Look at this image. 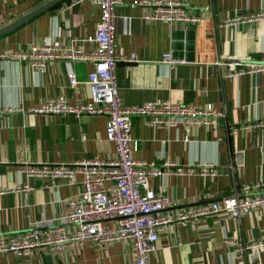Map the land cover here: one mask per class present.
Wrapping results in <instances>:
<instances>
[{
    "label": "crops",
    "instance_id": "obj_1",
    "mask_svg": "<svg viewBox=\"0 0 264 264\" xmlns=\"http://www.w3.org/2000/svg\"><path fill=\"white\" fill-rule=\"evenodd\" d=\"M49 0H0V28ZM137 0H120L113 20L114 51L134 59L118 61L114 79L121 106L148 100L202 106L222 110L214 127L193 126L188 141L182 128H154L133 116L132 157L159 166L176 161L195 173L153 176L149 182L177 206L242 196V186L264 182V128L234 132L231 127L264 119V69L232 79L222 76L226 62L264 63V19L222 26L235 14L264 11V0H189L185 12L201 14L199 23L166 24L145 21L150 7ZM98 8L89 0H61L22 24L0 35V51H22L29 44H61L88 50L83 41L92 35ZM169 53L172 62L162 61ZM90 61L64 58L45 62L35 70L23 60L0 58V234L27 229L31 222L61 213L64 201L81 189V176L71 182L61 178L26 177L23 164H70L80 159L107 160L113 145L104 139L103 114H42L30 111L47 98L63 95L72 104L88 97L86 74ZM75 73L78 84L67 85L65 74ZM210 164L216 176L198 173ZM26 184L30 189H16ZM264 191V186L253 192ZM227 240V241H226ZM264 240V205L237 218L215 214L186 224L173 223L158 232L150 264H264V244L253 251L248 242ZM236 254V255H235ZM133 253L126 240L98 244L85 241L74 250L53 254L33 249L16 257L0 253V264H130Z\"/></svg>",
    "mask_w": 264,
    "mask_h": 264
},
{
    "label": "built area",
    "instance_id": "obj_2",
    "mask_svg": "<svg viewBox=\"0 0 264 264\" xmlns=\"http://www.w3.org/2000/svg\"><path fill=\"white\" fill-rule=\"evenodd\" d=\"M98 8V20L92 35L83 41L92 44L88 50L75 49L61 44H29L22 51L2 49L0 58L23 60L35 70H42L45 62L64 58L69 61L92 62V69L86 74L88 97L84 102L68 103L63 95L47 98L31 112L42 114H83L106 116L104 139L113 145L114 156L107 160L80 159L70 164H23L20 171L26 177H50L65 179L68 184L75 176H81L82 189L64 201L63 209L48 220L31 222L22 231L0 234V253H11L16 257L28 254L33 249H45L53 254L80 248L85 241L98 244L109 240H126L132 249L130 264H150V255L155 250L158 232L173 223L186 224L199 218L215 214H225L237 218L241 214L258 210L264 205V191L253 192L264 186L257 180L242 186V196H227L210 202L177 206L162 192L154 190L149 182L153 176L188 175L194 170L183 168L176 161L165 159L157 166L152 162L136 160L132 152L136 142L131 138V118L142 117L145 125L154 128H175L183 130L182 141L189 139L193 126L214 127L222 110L206 103L202 106L182 104L169 100H148L140 104L123 107L117 94L114 68L118 61H132L134 53L116 54L114 51L113 20L117 16L120 0H89ZM136 4L150 7L142 14L145 21L166 24L202 21L203 16L185 12L189 0H137ZM264 19V11L251 14H235L225 18L222 26H234ZM162 61L170 63L169 53L162 54ZM222 76L227 79L264 69V63L238 60L226 62ZM67 85L74 88L79 82L73 71L65 74ZM12 111L0 107V113ZM263 127L264 119L251 123L233 125L232 131H249L253 127ZM198 173L216 176L218 171L210 164L204 165ZM16 189L29 190L23 184ZM3 190H0L2 192ZM227 241V240H226ZM264 240L251 241L243 249L262 246ZM236 255V254H235ZM237 264H241L237 256Z\"/></svg>",
    "mask_w": 264,
    "mask_h": 264
},
{
    "label": "water",
    "instance_id": "obj_3",
    "mask_svg": "<svg viewBox=\"0 0 264 264\" xmlns=\"http://www.w3.org/2000/svg\"><path fill=\"white\" fill-rule=\"evenodd\" d=\"M61 0H49L48 2L42 4L41 6L35 8L34 10L28 12L27 14L21 16L20 18L16 19L15 21L11 22L10 24L1 27L0 28V35L10 31L11 29H13L14 27L22 24L23 22H25L26 20H28L29 18H31L32 16H34L35 14L39 13L40 11L54 5L55 3L59 2Z\"/></svg>",
    "mask_w": 264,
    "mask_h": 264
}]
</instances>
